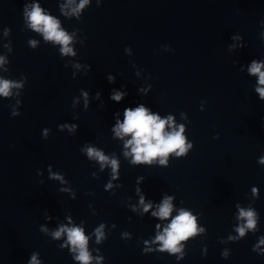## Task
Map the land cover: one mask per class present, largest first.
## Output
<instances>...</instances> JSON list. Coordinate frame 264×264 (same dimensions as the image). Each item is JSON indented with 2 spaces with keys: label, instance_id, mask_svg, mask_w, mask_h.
I'll return each mask as SVG.
<instances>
[{
  "label": "water",
  "instance_id": "1",
  "mask_svg": "<svg viewBox=\"0 0 264 264\" xmlns=\"http://www.w3.org/2000/svg\"><path fill=\"white\" fill-rule=\"evenodd\" d=\"M80 2L0 0V78L23 84L0 96V264H27L33 251L40 264H80L71 245L57 246L66 232L51 236L61 225L83 229L90 264H264V101L247 71L264 59V0H88L73 12ZM34 6L59 22L74 55L30 27ZM122 86L128 95L111 100ZM139 103L172 116L167 132L184 125L186 157L131 163V135L112 126L117 111L123 122L124 108ZM62 123L79 127L69 134ZM88 146L116 159V173L89 159ZM168 196L170 215L154 216ZM240 208L257 214L243 237ZM181 209L197 231L180 252H161L156 236Z\"/></svg>",
  "mask_w": 264,
  "mask_h": 264
},
{
  "label": "clouds",
  "instance_id": "2",
  "mask_svg": "<svg viewBox=\"0 0 264 264\" xmlns=\"http://www.w3.org/2000/svg\"><path fill=\"white\" fill-rule=\"evenodd\" d=\"M88 3V0H81L78 8L73 9V12H78L80 8H83L85 4ZM26 15L30 21V27L35 29L38 32H42L45 40H51L56 43L62 45L61 53L64 55L73 54V50L69 47V43L71 37L67 35L63 30L59 28V22L51 16L43 15L41 9L38 6H34L31 12H26ZM264 24V21H261ZM241 45L243 48L244 45L242 43L243 37L240 36ZM35 41H30V44L35 46ZM127 51V48H125ZM3 62V58H0V63ZM135 67V65H133ZM91 65H88V70H90ZM244 65H241V71H243ZM264 59H253L248 67V74L258 76V87H256L255 91L259 93V99L264 101ZM73 78H75V74H72ZM23 76V74H22ZM24 77V81L26 82L27 77ZM116 77L109 73L107 75V80L109 83H114ZM23 84L17 81L3 79L0 78V96L10 97L12 95V88H21ZM125 86L121 87V91L116 89H112L110 94V99L115 102H121L125 96L128 95L127 91L123 90ZM138 92H141V88L138 89ZM80 93L87 98L89 92L80 89ZM147 94V93H144ZM96 99H101V93L97 91L95 93ZM74 102V98H73ZM19 103V101H18ZM89 106L85 105V109ZM201 110H203L201 108ZM13 116H18L19 111H13L11 113ZM120 112L117 111L115 116V123L112 126V130L115 132L117 137L123 138L126 135H131V139L127 140L124 147L131 148V152H126L125 155H131L133 164H151L153 160L156 158H160V164H167V156L169 153L176 152L177 156H185L187 150L192 145L189 144L187 147L185 146V137L183 135L184 125H180L179 130H173L171 132L165 131V126L171 125L173 123L172 116H168L166 119H161L159 115L153 114L149 111L147 107H145L144 103H139V106L133 108L131 106L124 108L123 110V122H121L117 117ZM74 119L77 117L74 116ZM65 127H69L66 124H59L58 129L63 131ZM77 124H73L69 127V134H74L78 129ZM50 131L49 128L42 129V136L47 138V133ZM216 138H219V133H217ZM178 150V151H177ZM81 151H86L87 157L89 159H96L100 162L101 167L103 168L105 165L110 164L112 167L113 173H116L118 162L116 159H110L108 156L104 155L102 151L98 150L95 147L88 146L86 149H81ZM186 157V156H185ZM261 162H264V157L261 158ZM52 167V165H48L47 168ZM38 175H42L41 170H37ZM253 192H256V189L253 188ZM172 197L168 196L164 199L163 204L160 206L158 212H154V216H159L161 218H166L170 215L172 211V205L170 203ZM141 203H143V197L141 198ZM151 205H145V211ZM45 219H51V215L48 210H44ZM238 219L246 220L245 224L236 228V231L239 233V237H243L245 235L246 229H256L257 222V214L256 212L249 208L245 210L244 208H240ZM103 224L97 228L96 231V240L100 242V240L104 237V233L102 232ZM159 227V225H157ZM40 232H47V229L40 225ZM196 223L195 217L191 215L190 212L185 211L184 209L180 210V214L176 216L172 222L166 227L163 231V234H159L156 236V239L162 242V247L160 249L161 252L167 250L169 253H177L181 251V248L178 247L179 242L182 240H186L194 233H196ZM67 233V241L64 244L57 245L60 249H63L67 245H71L69 249L70 253H76L72 256L74 261H79L80 264H90V261L93 259L90 255L87 245H88V237L85 236L84 231L80 227H67L66 225H61L58 230H55L51 233L53 239H59L62 233ZM232 239L231 237H229ZM260 243L264 244V237L260 239ZM258 247V245H257ZM256 251V248L252 249ZM143 252L145 250L143 249ZM39 253L33 251L30 253V258L27 261V264H40V261L37 260V255ZM228 253L226 251L221 252V256L223 258H227ZM97 259H100L98 257ZM179 259V257H177Z\"/></svg>",
  "mask_w": 264,
  "mask_h": 264
}]
</instances>
